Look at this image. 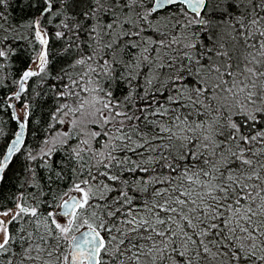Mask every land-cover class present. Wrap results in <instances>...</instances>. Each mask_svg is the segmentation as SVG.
Instances as JSON below:
<instances>
[{"label": "snow or ice", "instance_id": "1", "mask_svg": "<svg viewBox=\"0 0 264 264\" xmlns=\"http://www.w3.org/2000/svg\"><path fill=\"white\" fill-rule=\"evenodd\" d=\"M0 264H264V0H0Z\"/></svg>", "mask_w": 264, "mask_h": 264}]
</instances>
